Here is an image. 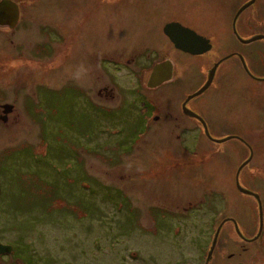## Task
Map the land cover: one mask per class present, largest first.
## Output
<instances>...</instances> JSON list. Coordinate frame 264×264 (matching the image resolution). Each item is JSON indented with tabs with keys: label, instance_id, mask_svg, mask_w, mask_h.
Masks as SVG:
<instances>
[{
	"label": "rangeland",
	"instance_id": "374dc122",
	"mask_svg": "<svg viewBox=\"0 0 264 264\" xmlns=\"http://www.w3.org/2000/svg\"><path fill=\"white\" fill-rule=\"evenodd\" d=\"M106 7L115 22V40L121 36V44L136 46L156 43L134 35L128 6L120 15L117 2ZM50 12L49 7L22 10L14 30H0V105H14L7 121L0 118V243L13 247L11 254L0 255V264H148L144 231L150 215L174 209L161 200L166 196L205 198L216 211L215 227L226 214L241 230L253 233L257 200L236 188L235 177L252 151L238 181L259 194L264 209V82L251 78L232 58L224 64L230 81L221 97L214 86L199 97L204 111L210 104L224 112L223 119L208 123L211 139L181 132L138 137L113 131L118 128L113 121L136 114L125 97L132 94L125 88L133 83L124 78L112 93L120 107L109 111L113 121L104 116L106 131L100 133V111L76 90L53 86L64 81L66 67L64 57L49 56ZM110 25L106 45L112 44ZM260 45L239 46L255 50ZM251 60L249 67L259 73L257 60ZM69 74L82 80L76 65ZM189 82L186 86L196 83ZM164 91L159 87L151 96L161 101ZM184 148L197 152L173 160L172 151ZM210 232L201 237L202 248ZM224 232L239 243L231 223Z\"/></svg>",
	"mask_w": 264,
	"mask_h": 264
},
{
	"label": "flooded vegetation",
	"instance_id": "af4514ba",
	"mask_svg": "<svg viewBox=\"0 0 264 264\" xmlns=\"http://www.w3.org/2000/svg\"><path fill=\"white\" fill-rule=\"evenodd\" d=\"M11 1L18 9L17 22L12 28L0 26V30H14L24 16L22 10L51 9L49 56L64 57L66 67L64 81L53 86L56 89L76 90L100 111V133L106 131L104 116L112 120L109 111L120 107L118 96L115 100L112 93L116 86L121 87L120 80L124 78H129L133 83L125 88L132 94L127 92L125 97L130 99L131 110L136 114L132 118L112 120L118 127L113 131L116 134L133 132L138 137L150 134L173 136L181 132L188 136L201 133L211 139L205 133L202 121L210 135L209 121L223 119L224 112L213 110L210 104H206L208 111H204L199 97L211 86L219 87L217 94L221 97L226 87L223 85L230 81L229 72L226 71L229 69L224 64L232 58L247 75L264 82V0H114L111 3L107 0ZM116 2L118 15L128 6L134 35L144 41L155 39V44H121V36L116 40V37L113 38L115 22L106 14V10L111 11L106 4L108 7L110 4L115 6ZM106 24H111L109 28H113L112 44L107 45ZM255 41L262 43L255 50H244L239 46ZM247 59L257 60L254 68L259 73L251 70ZM74 65L81 71L82 80L69 74ZM213 67L215 70L208 86L198 95L188 98L205 85ZM154 71L155 75H152ZM190 80L196 81L195 85L186 86ZM159 87L165 88L161 101L151 96V92ZM129 125L134 127L131 131ZM239 140L244 141L243 138ZM196 152L184 148L173 150L170 156L173 160L181 161ZM174 198L166 196V199H161L171 203L174 209L160 210L149 216L144 231L149 240L148 264H264L262 202L261 219L256 202V229L248 234L239 228L232 216L226 214L215 227L212 217L216 211L205 198ZM227 223H231V230L239 243H233L230 231V234L222 233ZM218 226L220 229L212 246ZM209 231H212L208 238L210 241L202 248L201 237ZM232 244L235 245L234 249ZM253 244H256L254 248Z\"/></svg>",
	"mask_w": 264,
	"mask_h": 264
},
{
	"label": "water",
	"instance_id": "95a60500",
	"mask_svg": "<svg viewBox=\"0 0 264 264\" xmlns=\"http://www.w3.org/2000/svg\"><path fill=\"white\" fill-rule=\"evenodd\" d=\"M17 19H18V9H17L16 4H14L11 0H0V26L6 25V26L12 28L16 24ZM209 47H210V45H209ZM209 47H207L206 49H208ZM184 49L188 50L187 48H184ZM214 70H215V67H213L211 69V71L208 73V79H207V82L205 83V85H203L199 90H197L194 94L190 95L188 98H190V97H192L194 95H198L199 93H201L208 86V84L211 82V79L213 77ZM152 75H155V71L153 72ZM0 107L2 109V114H3V116H0V118H1V120L3 122H5V121H7V117H6L7 114L11 113L12 110H13V105L9 104V103H5V104H2ZM202 123L204 125L205 133L210 137V135L208 134V131H207L205 123L203 121H202ZM228 138H230V137H227V138H224V139H219L217 141L221 142V141H224L225 139H228ZM251 156H252V151H250L249 157L238 167V169L236 171L235 184H236L237 189L241 193L251 195L257 200V202H258V211H259V215H260V219H261L262 206H261V201H260L259 195L257 193H255V192L251 191V190H248V189L242 187L239 184V181H238L239 171L242 169V167L244 165H246L250 161ZM220 226H218V228L216 230V234H215L214 239L212 241V246L215 244L216 236H217V234L219 232ZM235 227H236V231L240 235V231L238 230V227H237L236 224H235ZM12 249L13 248H12L11 245L0 243V255H2V254L3 255L4 254H11L12 253Z\"/></svg>",
	"mask_w": 264,
	"mask_h": 264
},
{
	"label": "trees",
	"instance_id": "16d2710c",
	"mask_svg": "<svg viewBox=\"0 0 264 264\" xmlns=\"http://www.w3.org/2000/svg\"><path fill=\"white\" fill-rule=\"evenodd\" d=\"M2 198V190L0 189V199Z\"/></svg>",
	"mask_w": 264,
	"mask_h": 264
}]
</instances>
